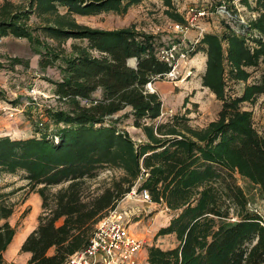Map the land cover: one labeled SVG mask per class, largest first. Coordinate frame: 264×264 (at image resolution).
<instances>
[{
    "label": "trees",
    "instance_id": "16d2710c",
    "mask_svg": "<svg viewBox=\"0 0 264 264\" xmlns=\"http://www.w3.org/2000/svg\"><path fill=\"white\" fill-rule=\"evenodd\" d=\"M134 1L0 3V38H25L39 55L42 69L59 61L60 78L48 81L56 98L68 102V108L45 109L53 130L38 128L26 138L0 136V172L22 173L41 199L37 225L20 246L30 253L26 264H62L82 249L98 219L140 176L138 190L146 189L151 201L178 211L157 232L174 233L177 244L168 249L148 247L147 264H264V215L244 208L245 197L232 181L236 170L264 195V135L253 128L248 111L237 109L250 94L264 91V81L227 99L222 76L223 38L232 78L246 80L249 72L244 67L256 65L259 58L264 61V0H256L262 7L250 29L262 38H254L257 46L251 51L235 32L222 38L205 33L197 43L207 54L203 84L224 100L220 117L204 128H193L182 119L145 124L161 112L158 93L146 85L170 71L155 55L152 34L131 26L93 28L73 17V13L91 15L119 7L126 11ZM60 6L66 8L64 12ZM32 15L43 22L32 24ZM173 16L182 20L177 13ZM68 39L84 44L72 42L67 51L62 44ZM16 64L27 66L28 61L0 54V69H13ZM3 94L0 90V97ZM126 107L132 125L144 128L147 141L134 143L115 125L120 117L112 119L113 115ZM105 166L122 169L124 186L116 182L99 192L88 190L86 181ZM10 193L0 191V264H18L3 257L15 235L8 221L13 213ZM231 214L237 217L231 220Z\"/></svg>",
    "mask_w": 264,
    "mask_h": 264
},
{
    "label": "rangeland",
    "instance_id": "374dc122",
    "mask_svg": "<svg viewBox=\"0 0 264 264\" xmlns=\"http://www.w3.org/2000/svg\"><path fill=\"white\" fill-rule=\"evenodd\" d=\"M2 1L0 0V3ZM10 1L24 6L27 4V0ZM221 3V0H135L126 11L120 10L119 7V10H103L91 15L73 13V17L81 24L99 29L134 27L138 32L152 34L155 48H157L181 38L179 33L172 31L169 26L172 21H180L173 16L174 13L182 17L189 4L204 5L208 15L200 20L203 31L192 29L181 38L183 41L179 45V51L187 50V56L179 59L173 74L157 78L146 85L149 91L158 93L161 100V112L156 118L148 119L145 123L156 125L182 119L193 128H204L220 117L224 100L203 84L207 54L197 48V43L205 33L216 34L222 38L235 32L242 35L245 46L251 51L257 46L256 41H253L254 38H262L257 30L250 29L251 22L259 17V9L262 7L256 0H242L244 8L241 10L234 5L228 6V14L217 11ZM65 9L59 7L60 12H64ZM30 21L32 24L43 22L35 15L31 16ZM72 42L84 44L81 40L68 39L62 46L69 51ZM226 47L227 43L223 38V95L231 99L241 96L246 86L263 83L264 61L259 58L256 65L244 67L249 72V76L246 80H236L230 75L231 67L226 59ZM0 54L5 58L17 56L28 61L27 66L16 64L13 69H0V90L4 93L3 97H0V106L11 108L13 105L17 108L13 116H9L7 110L0 109V136L26 138L38 132V128H41V131L53 130L54 125L48 121L45 109L68 108V102L56 98L53 92L54 86L48 81V79L60 78L59 61L42 69L38 64L39 55L33 52L29 42L25 38L11 35L0 38ZM133 63L135 61L130 64ZM188 71L190 74L187 75ZM13 100L17 103H12ZM237 109L248 111L251 114L253 128L260 135H264V91L253 92L248 99L238 103ZM129 110L130 107H126L113 115L112 119L120 117L115 125L127 132L134 143L147 141L144 128L132 125L133 119ZM21 174L20 172L16 174L0 172V191L11 192L9 199L13 203V213L8 221L15 229V236L6 252L4 251V258L6 261L12 258L26 264L27 261L24 262L22 259L20 247L17 248L16 245L25 230L36 226L37 216L41 212V199L27 186ZM122 174L123 171L119 167L100 168L94 178L86 181L89 185L88 190L99 192L105 187H112L116 182L124 186L120 182ZM232 178L233 183L245 197L244 208L264 215V195L259 186L236 170L232 172ZM141 180H137L131 189L134 187L138 192L137 187ZM116 205L127 211L131 230L143 239V248L138 256L137 264H147L148 247L155 245L168 249L177 244L174 233L158 235L157 232L161 227L167 226L178 211L167 208L164 203H155L151 200L143 202L138 196H128V193L124 194ZM230 216L231 220L237 217L236 214Z\"/></svg>",
    "mask_w": 264,
    "mask_h": 264
},
{
    "label": "built area",
    "instance_id": "2783aa9c",
    "mask_svg": "<svg viewBox=\"0 0 264 264\" xmlns=\"http://www.w3.org/2000/svg\"><path fill=\"white\" fill-rule=\"evenodd\" d=\"M217 11L228 14V6L234 5L238 10L244 8L242 0H221ZM241 7V8H238ZM208 15L207 8L200 4H189L182 14V21H172L169 26L172 31L179 33L181 38L190 30L203 31L200 21ZM172 41L167 45L155 48L156 57L170 66V71L164 76L173 74L180 58L187 56V50L179 51L183 40ZM190 71L187 72V75ZM163 76V77H164ZM148 85L150 82L147 83ZM13 116L15 106H0ZM142 179V176L139 177ZM138 179V180H139ZM136 195L143 202L150 201V194L146 189L132 188L128 196ZM143 239L135 234L129 224L127 211L115 205L95 223L87 244L80 250L68 256L62 264H137L138 256L143 248Z\"/></svg>",
    "mask_w": 264,
    "mask_h": 264
},
{
    "label": "crops",
    "instance_id": "0c3cea01",
    "mask_svg": "<svg viewBox=\"0 0 264 264\" xmlns=\"http://www.w3.org/2000/svg\"><path fill=\"white\" fill-rule=\"evenodd\" d=\"M9 223H10V221H9ZM11 224V223H10ZM37 225V224H36ZM36 227V226H35ZM35 227H33V228H31V229H34ZM31 229L30 230H25L24 231V233H23V235H22V237H21V239H19L18 240V243H17V245H16V247L17 248H19L20 246H21V244H22V242L24 241V239L26 238V236L28 235V233L31 231ZM15 236V235H14ZM14 238V237H13ZM11 243H12V241H11ZM10 243V244H11ZM9 244V245H10ZM5 252H6V250H5ZM4 252V253H5ZM4 253H3V257H4ZM30 257V253L29 252H23L22 251V259L24 260V262H26L27 261V259ZM5 259V258H4ZM7 262H15V263H18V264H24L23 262H18V261H16V260H14V259H7Z\"/></svg>",
    "mask_w": 264,
    "mask_h": 264
},
{
    "label": "water",
    "instance_id": "95a60500",
    "mask_svg": "<svg viewBox=\"0 0 264 264\" xmlns=\"http://www.w3.org/2000/svg\"><path fill=\"white\" fill-rule=\"evenodd\" d=\"M132 65V64H131Z\"/></svg>",
    "mask_w": 264,
    "mask_h": 264
}]
</instances>
